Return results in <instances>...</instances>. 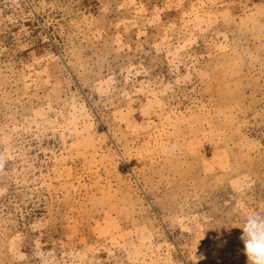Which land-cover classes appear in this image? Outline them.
<instances>
[{"label":"rangeland","instance_id":"obj_1","mask_svg":"<svg viewBox=\"0 0 264 264\" xmlns=\"http://www.w3.org/2000/svg\"><path fill=\"white\" fill-rule=\"evenodd\" d=\"M253 211L264 0H0V264H248Z\"/></svg>","mask_w":264,"mask_h":264},{"label":"clouds","instance_id":"obj_2","mask_svg":"<svg viewBox=\"0 0 264 264\" xmlns=\"http://www.w3.org/2000/svg\"><path fill=\"white\" fill-rule=\"evenodd\" d=\"M178 149L177 144H165L160 146L159 154L162 157H170ZM240 228L243 231L240 239L244 244V253L248 264H264V212L249 213ZM196 260L197 257H195V262Z\"/></svg>","mask_w":264,"mask_h":264}]
</instances>
